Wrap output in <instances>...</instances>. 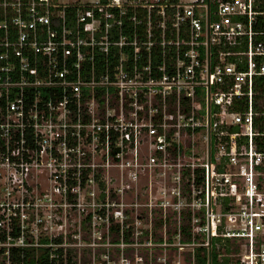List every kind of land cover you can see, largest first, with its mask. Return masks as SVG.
<instances>
[{
    "label": "built area",
    "instance_id": "1",
    "mask_svg": "<svg viewBox=\"0 0 264 264\" xmlns=\"http://www.w3.org/2000/svg\"><path fill=\"white\" fill-rule=\"evenodd\" d=\"M262 6L0 0V264H264Z\"/></svg>",
    "mask_w": 264,
    "mask_h": 264
},
{
    "label": "trees",
    "instance_id": "2",
    "mask_svg": "<svg viewBox=\"0 0 264 264\" xmlns=\"http://www.w3.org/2000/svg\"><path fill=\"white\" fill-rule=\"evenodd\" d=\"M263 8L261 9V11L264 12V6H262ZM261 21V25L258 26V28H264V17L260 18ZM256 100L257 101H262L264 102V77L258 78L256 80ZM256 109L259 110L260 107L258 105H256ZM257 128L264 133V123H262L260 120L257 121ZM260 149L262 151H264V140L262 143H260ZM188 216H185L184 218V223L186 225H184V233H185V238L188 239V235H189V226H188ZM15 257H17L18 259L20 258V251L15 252L14 253ZM32 253L31 252H27V260L29 264H34L33 260H32ZM32 260V261H31ZM188 260L190 261V255H188ZM218 264V251L213 248L212 250V254H211V258L209 255L208 250H198L196 253V264Z\"/></svg>",
    "mask_w": 264,
    "mask_h": 264
}]
</instances>
